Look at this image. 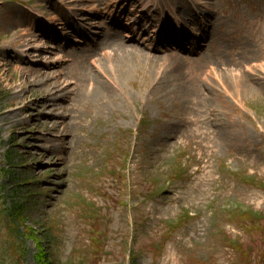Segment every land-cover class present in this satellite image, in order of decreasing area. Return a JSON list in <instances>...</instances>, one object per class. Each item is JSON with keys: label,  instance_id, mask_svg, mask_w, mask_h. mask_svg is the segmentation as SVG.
<instances>
[{"label": "rangeland", "instance_id": "obj_1", "mask_svg": "<svg viewBox=\"0 0 264 264\" xmlns=\"http://www.w3.org/2000/svg\"><path fill=\"white\" fill-rule=\"evenodd\" d=\"M104 1L0 0V58L10 64L0 72V264H36L40 251L53 264H237L224 239L245 236L227 215L239 209L264 220V0H151L159 11L179 9L164 15L170 29L153 23L160 37L207 25L198 57L180 53L178 77L153 33L126 31L149 25L142 2L111 0L106 15ZM194 4L202 13L185 25ZM117 31L132 43L119 42ZM29 34L43 49L39 63L48 66L40 68L70 92L71 101L58 103H69L75 120L65 114L57 139L48 136L50 123L35 122L31 104L13 110L23 94L33 104L41 96L27 92L11 65L14 41ZM117 43L130 45L129 58L100 65ZM28 61L36 60L26 53L20 66ZM98 71L108 95L85 106ZM38 80L40 87L46 79ZM18 210L40 243L24 241L25 259L11 248L20 242L9 230ZM93 230L105 246L96 260Z\"/></svg>", "mask_w": 264, "mask_h": 264}, {"label": "bare ground", "instance_id": "obj_2", "mask_svg": "<svg viewBox=\"0 0 264 264\" xmlns=\"http://www.w3.org/2000/svg\"><path fill=\"white\" fill-rule=\"evenodd\" d=\"M133 1H141L142 3H144V1H147L146 3V10H151V19H150V23L147 27H145L143 29L144 32H149L150 27L152 26V24L156 21H158L160 23L161 28L164 29H170L171 23L170 21L167 20V18L164 17V15H169L171 17H175L178 12L179 9L173 10H158L156 8H153L152 1L150 0H133ZM129 4L132 2V0L128 1ZM105 3V7H103L101 10L105 11L106 15L110 14V10L111 7H113V2L111 0L109 1H104ZM69 5V1H62V6L64 8V10L66 9V6ZM190 11L191 14L187 15V17L183 18L181 21L182 23H184L185 25H190L193 24V20L195 19V17L193 16V13H196V11H198L199 14H201V10L197 7L196 4L194 5H190L189 7H187ZM109 10V11H108ZM73 9L72 10H67V14L73 13ZM83 12V10H82ZM33 14H31L30 18H33ZM207 24H211V22L207 21ZM203 26H207L204 25L203 22ZM184 28L182 25L180 26V29ZM28 30H30V32H34L36 31L35 28L31 27L28 29H25L26 32H28ZM183 31H185L184 29H182ZM19 31V30H18ZM73 33H76V31L74 29H72ZM130 31V30H129ZM133 34L139 35V30H136V28H132ZM23 31H21V33H23ZM20 33V32H18ZM158 32L154 33L157 34ZM40 34V33H39ZM44 34V33H42ZM97 35V34H96ZM117 36L120 37L119 34H116ZM210 35V34H209ZM202 36H206V34H203ZM41 37V35H40ZM124 38L126 40H124ZM123 39L120 37L119 38V42L121 43H132V37L126 35ZM174 39L178 40V44L180 45V47H175L174 46ZM199 39V38H198ZM162 42H166L168 43V48L166 50V54L165 57L172 60V72L178 77V68L182 67L183 65H185L184 63H181L178 59L181 58L180 53H182L184 51V48H182V46H185V42L187 41V43L191 44V46H193V48H195V46H198L196 44V42H194V39H192L191 37L188 38L187 36H177V38H175L174 34H167V35H163L161 38ZM202 41V40H201ZM37 39L34 38V36L32 34L28 35V39L25 40L24 38H22V35L18 37L17 40L14 41V47L17 49L16 51H13V54H18L14 55V57H12L13 61L11 63L12 67L14 70H20L21 73H23V76L21 77V80L24 81V84L27 85V88H25L27 90V92L29 94H34L35 92L37 93H41L40 99H36L33 100L35 103L33 104L32 101L27 102V98L26 95L23 94L22 96H20V98H22V106L21 107H16V109L13 110H21L24 109L26 107H28L30 104L31 111H33L34 113V117H35V122L37 124H40L41 126H45L47 123H50V128H49V134L48 136L54 135V137L57 139L58 136H61L64 128V122H62V118L66 117V113L68 114L67 118H69L70 121H74L75 117L72 113V111L69 109L70 105L69 103L67 105H63V103H58V102H62L63 100L65 101H71L70 98V92L68 91V85L60 78V76H55V77H51L50 75H47V73L40 68V66L42 65V67H46L48 66L47 64H42L39 63V60L42 59L41 54H43L42 52V47L37 46L36 43ZM148 44H150V40H147ZM159 43H155V45L157 46ZM68 45V43L66 44ZM117 49L116 51H114L112 53V55L108 54V58L101 60L99 59L100 65H108V63H120L122 60L126 61L129 56L127 57V55H129V47L125 46V47H119V44L117 43ZM95 47V46H94ZM22 48H26V51L21 50ZM1 50V49H0ZM193 52H196L193 50ZM28 55H32L33 58L36 60L35 62H25L24 66H20V64L22 63V61L24 60L25 54ZM191 54H188V56H190ZM10 65L8 60L0 58V72L2 71L3 67ZM89 67V66H88ZM94 68V67H93ZM110 74L113 75V73H115L117 70H115L114 68H110ZM93 72L91 70H87L86 71V75H91ZM103 75L100 71L94 73L91 77V81L94 82V88H93V92L92 94H85L84 95V100H85V106L88 105H93L96 103V99L98 98L97 95H108L107 92V87L104 86L101 81L100 78H102ZM40 78H45V82L44 84H42L40 87H38L39 85V80ZM93 78V79H92ZM51 80H53V82H50ZM243 83H244V88L249 90L251 88L250 85V80L246 77L242 78ZM23 91V90H22ZM21 91V92H22ZM16 92V91H15ZM13 94V98L17 97V93ZM19 104V103H17ZM40 108L41 111H36V108ZM63 109V114L61 115H54V112L57 109ZM12 109L9 110V112L13 111ZM7 116V113L4 112L2 117ZM45 153H48L47 156V162H49L50 160H52L50 152L45 151Z\"/></svg>", "mask_w": 264, "mask_h": 264}, {"label": "trees", "instance_id": "obj_3", "mask_svg": "<svg viewBox=\"0 0 264 264\" xmlns=\"http://www.w3.org/2000/svg\"><path fill=\"white\" fill-rule=\"evenodd\" d=\"M20 212L21 210H18L17 213H15L16 217L15 219L12 220L13 228H10L9 230L12 234H14L20 239L19 244L18 245L13 244L11 245V248H14V251L16 249L19 252H21L20 256L24 258L26 257V252H25V247H24V241L26 239H33L34 241H36L38 246L40 245V243L33 229L26 228V231H25V228L23 226L24 218L22 217ZM234 216L236 217V221L243 227L244 230H254V229L261 230L260 225L259 224L255 225L253 223V220H251L249 216H247L246 214L236 213ZM41 253L42 252L40 251V253L35 255L34 257V261L36 264H53L52 260H50L49 257L46 256V254L42 253L43 255H41ZM69 264H72V263H69Z\"/></svg>", "mask_w": 264, "mask_h": 264}]
</instances>
